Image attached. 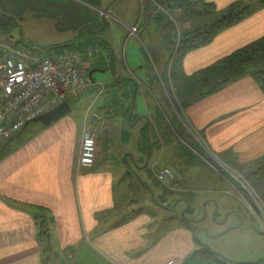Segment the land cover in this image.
I'll list each match as a JSON object with an SVG mask.
<instances>
[{"label":"crops","instance_id":"obj_1","mask_svg":"<svg viewBox=\"0 0 264 264\" xmlns=\"http://www.w3.org/2000/svg\"><path fill=\"white\" fill-rule=\"evenodd\" d=\"M211 1L220 10L226 7L217 0ZM228 1L231 5L239 0ZM103 9L113 11L120 27L116 32L110 23L114 51L109 59L104 51L106 59L99 66L109 67L103 81L108 87L101 105L108 110L117 94L121 101H131L126 99L131 84L125 78L142 84L147 81L145 66L150 55L143 42L140 44L142 39L150 41L151 51L164 71L165 61L160 46L162 31L154 30L152 17L143 8L139 11L137 0H127L121 9L114 10L111 4L107 8L102 6ZM137 25L138 35H131L130 29ZM188 26L183 24L184 29ZM263 36L264 8L218 36L211 45L189 54L184 71L193 75ZM119 77L123 81L113 85ZM139 87L136 101L142 103L136 125L142 121L148 125V106L140 84ZM159 92L163 96L164 91ZM92 98L87 94L77 101L88 104ZM89 107L84 115H69L48 128L43 126L29 143L9 153L0 163V264H183L197 246L191 233L152 243L147 238L151 232L146 229L148 217L140 216L129 225L116 217V180L101 155V147L114 127L103 135L95 166L80 168ZM186 118L217 158L242 167L264 157V93L253 79L244 78L194 104L186 111ZM133 159L139 160L141 156L134 154ZM197 167L198 172H191V176L186 172V177H179L183 185L186 183V191L196 195L197 210L206 203L204 211L210 217L216 212L214 201L221 210L218 197L227 194L226 188L209 192L198 187L204 185L201 176L209 167ZM186 169H191L189 163ZM217 176L221 185L228 184L225 177L221 178L223 175ZM178 202L188 204L185 199ZM42 218L49 227L45 234L40 230V223L45 221Z\"/></svg>","mask_w":264,"mask_h":264},{"label":"trees","instance_id":"obj_2","mask_svg":"<svg viewBox=\"0 0 264 264\" xmlns=\"http://www.w3.org/2000/svg\"><path fill=\"white\" fill-rule=\"evenodd\" d=\"M262 3L264 4V0ZM142 5L146 14L152 17L151 22L154 25V30L162 31L160 33V46L165 61V72L160 79L165 84L170 82L169 88L173 90L177 103L175 104L177 113L170 118L161 108L159 101L147 102L149 124L143 133L144 149L142 154L140 153L141 159H134V161L138 169L145 167L148 174L155 179L150 157L152 148L156 146L159 149L167 146L175 149L178 152L180 162L184 165L197 162L206 167V164L200 160V156L205 155V151L201 147L199 148L200 145L194 140L192 134L186 132L180 120L183 116L182 113H186L194 104L222 92L244 78L253 79L264 93V36L246 47L234 51L211 66L188 76L184 71L185 58L189 54L211 45L221 34L252 18L255 14L252 7L245 0L236 1L223 10H220L211 0H143ZM101 10V0H0V34L7 35L13 41L11 32L14 27H17V20H21L25 14L44 16L56 21L58 30L72 34V39L62 43V45L74 42L78 45L76 48L82 49L98 46L108 53L109 59L114 51L112 25L101 15ZM183 24H188V28L184 29ZM153 37L156 36L153 35ZM142 42L150 55L145 67H149L156 73L155 68L157 67L158 70L160 64L157 62L156 55L151 51L150 41L142 39ZM13 43L17 46H23V41H13ZM91 68L86 72L88 76L90 71L94 70ZM98 69L108 71L109 67L98 66ZM92 81L97 83L94 76ZM121 81L123 80L119 77L118 80H114L113 85H117ZM124 81L133 84L132 91L126 93V99L130 98L131 101H121L119 94H117L108 110L105 106H101L98 112L102 115L106 113L111 117L116 109H120L127 123L133 125L139 119L136 98L140 87L135 79L125 78ZM147 82L151 84L149 81ZM78 99L79 96H74L69 99V102L74 107ZM42 127L41 124L32 123L5 143L0 149V163L6 159L9 153L29 143L39 134ZM189 156L193 157L192 160ZM219 159L233 168L232 170L243 174L252 188L264 200V157L242 167H238L233 161L227 162L221 157ZM147 162H149L148 166H146ZM175 170L178 174L180 173L179 175L186 177L185 170L181 168ZM134 175L156 197L155 192L158 190L155 189L154 191L137 172ZM155 181L157 185L154 184L153 186L164 191L161 192L163 195L174 193L178 198L177 200H187L191 206L190 212L197 211L194 193L188 190L183 192L168 191L156 179ZM179 184L186 188V184L183 185L180 179L176 180L174 187ZM166 202L167 197L164 196L160 202L161 206H165ZM43 220L45 218H42ZM48 228L46 220L40 223L42 234L48 233ZM200 244L203 246L202 243ZM203 254L216 256L205 247ZM215 263L229 264L219 258Z\"/></svg>","mask_w":264,"mask_h":264},{"label":"rangeland","instance_id":"obj_3","mask_svg":"<svg viewBox=\"0 0 264 264\" xmlns=\"http://www.w3.org/2000/svg\"><path fill=\"white\" fill-rule=\"evenodd\" d=\"M217 1L218 4H224V6H226L225 8H227L231 3H229L228 0ZM245 1L248 2V5L252 7L255 13H258L264 5L262 0ZM125 3H127V0H121L118 3L117 0H102L101 6L107 8L108 5L111 4L114 10H116L118 8L121 9ZM137 5L139 11H143L142 0H137ZM101 11H107L110 13L112 21L108 22H112L113 30L118 32L120 27L118 23H116L113 11L109 9H103ZM133 13H135V10ZM16 23L17 27H14L11 32V37L14 39L13 41H23V47L33 54L40 56H59L63 54V52L78 46L77 43L74 42L62 45V43L72 39V34L58 30L57 22L51 18L25 14L23 18L21 20H17ZM139 28L140 27H138V30ZM180 28L182 29L181 25ZM140 44H142V40ZM94 50V58L88 68L92 67L91 69H98V66H101L100 64L105 62L106 55L104 50L98 46L95 47ZM156 68V73H154L149 67H146L145 69V77L151 84L147 81H145L144 84L139 82L138 84L142 86L141 90L145 96L146 102L159 101L160 106L167 114V117L171 118L175 113H177L175 110V104H177L176 97L173 90L169 88L170 82L168 81L166 84L161 82L160 78L165 71L161 67H159L158 70ZM94 77L97 83H103V81L107 79L108 74L101 70L96 72ZM130 84V91H132L133 84ZM105 85L107 89L108 85ZM159 89L164 91L163 96L159 94ZM100 90V88L94 87L91 90L79 95V97H84L87 94L94 96L91 101H88L89 106H92L94 112H97L99 107L104 103L103 98L106 93L99 98L97 97ZM141 103V100H138V107H141ZM88 104H86V101H77L73 108V112L70 115H84L89 107L87 106ZM182 115L183 116L179 118L184 125L186 132H190L194 140L199 143V148L201 147L205 151V155L198 154L201 155L200 160L204 162L207 167H209L206 168L207 170H205L201 176V178H204L201 180L204 185L198 187L206 188L209 192L213 190V188H226L225 192H227V194L218 197L221 210L219 208L220 212H218L217 220L215 221L213 218L216 212L213 216L205 218V213L207 212L204 211V205L206 203L202 204L203 208L200 204V207L196 212H190V210H188L189 205L186 204V202L179 203V200H177L178 198L174 193L163 195L161 192L164 191L153 186L154 184L157 185L155 181L156 173L161 168L171 167L174 170L181 168L187 172L188 176H191V172H198L197 162L190 163V168H193V170L191 171V169H189V172L188 169H186L187 165L180 162L178 152L175 151V149L173 150L170 146L159 149L158 146H156L152 148L150 157V164L153 169L155 179L148 174L145 167L138 169L136 162L133 159V155H140V153L143 152V131L147 127V124L142 121V124L140 123L136 125V122L139 119L136 120L133 125L128 124L126 118L122 114V110L120 109H116V112L109 117L114 122V128H111L112 131L105 139L106 142L103 143V138L98 142V150L103 143L101 147V155L105 161L107 169L112 172V175L114 174L116 180L114 189L118 199L116 217L120 218L121 222L125 225H129L135 220L138 221L140 216L148 217L146 229L151 232L147 235V238L150 239L152 243H156L167 237L182 238V235L185 233H191L197 242V246L192 254L185 257L182 262L183 264H212L213 262H216L218 258L221 259V257H225L226 259L240 264H250L259 260H262L259 264H264L263 198L254 190V188H252L243 174L231 170L233 168H230V166L226 163L221 164L211 154V152L204 148V146L200 143L201 140L199 141L198 135H196L190 127L186 118V113H182ZM159 133L160 132L158 131V134ZM153 139L155 138L153 137ZM189 158L192 160L193 157L189 156ZM135 172L141 175L144 181L148 183L154 191L155 189L158 190L155 192L156 197H154V194L151 191H148L149 189L144 187L138 181L134 175ZM217 172L223 175L222 177L220 176L221 178L225 177L227 179L228 184L226 186L223 184L221 185ZM179 174L176 176L175 180L171 182L172 184L170 183L169 185H165L160 182L159 183L168 191L175 190L183 192L186 190L185 186H181L179 184L174 187L176 180H181L179 177L181 175ZM211 182H217L221 187L213 185ZM170 185L171 188H169ZM164 196L167 197V202L165 203V206H161L160 202H162ZM247 197L252 201L250 202ZM175 200H177L176 203H174ZM252 202L257 206L258 211H256L257 209L254 205H252ZM236 212L240 213V218L235 215ZM224 219H227L226 224L221 225ZM200 222H202L203 226L210 228H208L209 234L201 231L202 228H198L199 224L197 223ZM227 230H229V232L221 237H217L220 233ZM201 242L205 245V248H208L216 254V256L202 254L204 247L200 244Z\"/></svg>","mask_w":264,"mask_h":264},{"label":"built area","instance_id":"obj_4","mask_svg":"<svg viewBox=\"0 0 264 264\" xmlns=\"http://www.w3.org/2000/svg\"><path fill=\"white\" fill-rule=\"evenodd\" d=\"M100 13L104 19L112 21L109 12ZM138 27L131 28L130 34L137 35ZM94 54V48L90 47L69 49L59 56H40L15 45L7 35L0 34V149L27 123L69 102L70 98L94 87L101 89L98 98L106 93L105 83H94L86 73ZM87 116L89 123L83 131L79 166L90 169L96 164L98 142L114 122L98 111L94 112L92 106ZM198 137L204 148L224 164L200 135ZM177 175L171 167H163L156 173V179L169 185Z\"/></svg>","mask_w":264,"mask_h":264},{"label":"water","instance_id":"obj_5","mask_svg":"<svg viewBox=\"0 0 264 264\" xmlns=\"http://www.w3.org/2000/svg\"><path fill=\"white\" fill-rule=\"evenodd\" d=\"M98 71H101V70L94 69V70L90 71L89 77H90L91 80L93 79L94 74L96 72H98ZM72 112H73V106L70 104V102H64L60 106H58L56 109H54V110H52V111H50V112H48V113H46V114H44V115L36 118L35 120H33L30 123H27V125L25 126V128L28 127L32 123L41 124L44 127H47L48 128V127L54 125L55 123H58L59 121H61L65 117L69 116ZM148 164H149V162H147L146 166H148ZM152 197H153V194H152ZM248 200L250 202L252 201L250 198H248ZM214 204L216 205V213H215V215H214L213 218L216 221L217 220V214L219 212V205H218V203L216 201H214ZM188 205H189V208H188V210H189L191 206H190V204H188ZM252 205H254V207L257 209V206L253 202H252ZM256 211H258V209ZM206 217H208V214L207 213H205V218ZM226 221H227V219H224V221L221 223V225H225L226 224ZM201 231H203L206 234H209V229L206 228V227H203L201 229ZM227 232H229V230L220 233L217 237H221L224 234H226ZM203 246H205V245H203ZM221 259L224 260L225 262L229 263V264H240L238 262H235V261H231L229 259H226L225 257H221ZM261 261L262 260H259V261H256V262L250 263V264H259Z\"/></svg>","mask_w":264,"mask_h":264},{"label":"flooded vegetation","instance_id":"obj_6","mask_svg":"<svg viewBox=\"0 0 264 264\" xmlns=\"http://www.w3.org/2000/svg\"><path fill=\"white\" fill-rule=\"evenodd\" d=\"M235 215H236L237 217H239V218L241 217L239 212H236ZM203 227H204V226H202V225L200 224V226H199L198 228L201 229V228H203Z\"/></svg>","mask_w":264,"mask_h":264}]
</instances>
